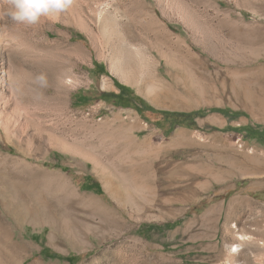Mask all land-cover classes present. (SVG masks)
<instances>
[{"label":"rangeland","instance_id":"rangeland-1","mask_svg":"<svg viewBox=\"0 0 264 264\" xmlns=\"http://www.w3.org/2000/svg\"><path fill=\"white\" fill-rule=\"evenodd\" d=\"M9 7L0 264H264V138L239 131L264 128V0H73L32 25ZM120 85L206 116L169 134L101 99Z\"/></svg>","mask_w":264,"mask_h":264},{"label":"trees","instance_id":"trees-1","mask_svg":"<svg viewBox=\"0 0 264 264\" xmlns=\"http://www.w3.org/2000/svg\"><path fill=\"white\" fill-rule=\"evenodd\" d=\"M120 88V93L115 94V93H104L101 95V99L104 101H110V100H115L118 106L122 108H128L131 106H137V110L143 114L145 111H151L152 113H157L163 116L164 118V124L163 126L169 125V134L173 133L176 128L178 127H186V128H195L197 127V122L196 120L198 118H203L206 116V112L204 111H197V112H192V113H177V112H170V111H157L153 109L151 106L147 105V103L140 97L136 96L135 93L128 87L125 86H119ZM82 97H79L77 100L78 102L82 103L81 101ZM121 100H125L128 102V104L123 105L121 103ZM215 112V111H214ZM226 115H230L229 111H217ZM234 116H239L238 114ZM261 128V127H260ZM256 129L252 126H248L246 128L240 129V132H247L248 135L252 136H260V140L264 138V128L262 129ZM87 190L88 191H94V192H100L102 190L101 185L98 182L94 183H89L87 180ZM179 224V222L175 224H168L166 225V228L171 229L173 227H176ZM44 253V251H43ZM50 258H54L55 255L53 253H50ZM74 258H69L68 261L72 264V260Z\"/></svg>","mask_w":264,"mask_h":264},{"label":"clouds","instance_id":"clouds-1","mask_svg":"<svg viewBox=\"0 0 264 264\" xmlns=\"http://www.w3.org/2000/svg\"><path fill=\"white\" fill-rule=\"evenodd\" d=\"M7 16L18 24H36L42 17L59 14L71 7L73 0H8ZM16 40V37H11Z\"/></svg>","mask_w":264,"mask_h":264},{"label":"bare ground","instance_id":"bare-ground-1","mask_svg":"<svg viewBox=\"0 0 264 264\" xmlns=\"http://www.w3.org/2000/svg\"><path fill=\"white\" fill-rule=\"evenodd\" d=\"M60 14L61 13L55 15V13H53V14H51L48 17H42L41 20H40V23H44V22L51 23L53 21L56 22L58 20V15H60ZM240 239L242 241L247 240V238L245 236H240ZM241 250H242V246L241 245H236L235 248H234V253H239ZM23 262H24V260L21 261V262H18L16 264H22ZM33 264H41V263L39 261H35Z\"/></svg>","mask_w":264,"mask_h":264}]
</instances>
